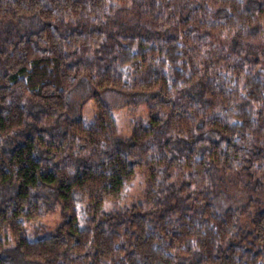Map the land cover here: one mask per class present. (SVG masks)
I'll return each mask as SVG.
<instances>
[{"label": "trees", "instance_id": "obj_1", "mask_svg": "<svg viewBox=\"0 0 264 264\" xmlns=\"http://www.w3.org/2000/svg\"><path fill=\"white\" fill-rule=\"evenodd\" d=\"M79 83L145 93V118L122 137L96 97L66 120ZM136 171L142 199L100 210ZM4 230L0 264H264V0H0Z\"/></svg>", "mask_w": 264, "mask_h": 264}, {"label": "rangeland", "instance_id": "obj_2", "mask_svg": "<svg viewBox=\"0 0 264 264\" xmlns=\"http://www.w3.org/2000/svg\"><path fill=\"white\" fill-rule=\"evenodd\" d=\"M96 97L100 98L108 105L115 119L118 133L122 137L129 136L132 127V119L145 118L146 116V105L149 102V98L145 93L133 91L121 92L113 88L96 89L92 84L80 85L79 83L71 93L70 97H68V108L65 112L66 120L81 118L84 121H90L93 118L95 110L94 98ZM40 120L41 121H39L38 124L44 123L45 121L43 116L40 117ZM246 178L247 177H237L234 179L235 185L230 188V192L236 195L240 194V196L243 195L242 189L246 188H244L239 181L241 179L245 180ZM143 187L144 182L142 175L139 171H136L127 187L121 193L120 197L114 199H104V201L100 204L99 209L102 211H110L126 206L132 202L140 201L142 199ZM261 193V185H257V191H253V188L247 190L246 194H248L250 200L247 202L250 205L249 211L253 212L255 211L256 206L262 205ZM89 216L90 214L87 211L85 203H78V226H82ZM62 219L63 213L59 204H56L50 212L45 213L37 220L28 223L25 228V233L28 236L54 234ZM244 220L245 218L243 219V223ZM13 243V237L8 230H4L0 233V247L12 246Z\"/></svg>", "mask_w": 264, "mask_h": 264}]
</instances>
